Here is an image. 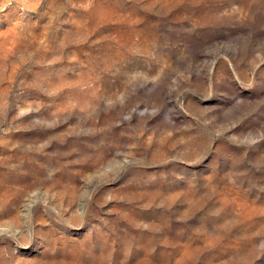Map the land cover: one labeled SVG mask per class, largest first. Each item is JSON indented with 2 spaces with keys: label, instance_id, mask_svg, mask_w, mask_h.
Listing matches in <instances>:
<instances>
[{
  "label": "rangeland",
  "instance_id": "374dc122",
  "mask_svg": "<svg viewBox=\"0 0 264 264\" xmlns=\"http://www.w3.org/2000/svg\"><path fill=\"white\" fill-rule=\"evenodd\" d=\"M0 264H264V0H0Z\"/></svg>",
  "mask_w": 264,
  "mask_h": 264
}]
</instances>
